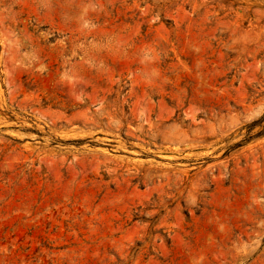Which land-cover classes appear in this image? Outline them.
Instances as JSON below:
<instances>
[{
    "label": "rangeland",
    "instance_id": "1",
    "mask_svg": "<svg viewBox=\"0 0 264 264\" xmlns=\"http://www.w3.org/2000/svg\"><path fill=\"white\" fill-rule=\"evenodd\" d=\"M0 264H264V0H0Z\"/></svg>",
    "mask_w": 264,
    "mask_h": 264
}]
</instances>
